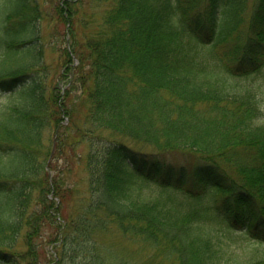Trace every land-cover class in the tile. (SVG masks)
<instances>
[{"label": "trees", "instance_id": "1", "mask_svg": "<svg viewBox=\"0 0 264 264\" xmlns=\"http://www.w3.org/2000/svg\"><path fill=\"white\" fill-rule=\"evenodd\" d=\"M249 1L116 0L91 15H78L81 0L56 2L58 18L82 35L80 63L65 52V70L84 83L81 121L74 96L47 75L39 1L8 0L0 96L13 100L0 107V264H127L95 236L112 224L134 249L151 251L149 263L264 264L240 262L210 229L264 240V106L256 92L229 86L230 76L264 71V0L247 15ZM81 140L91 196L65 214L72 188L51 175V160L66 168ZM140 184L189 198L167 206L135 192Z\"/></svg>", "mask_w": 264, "mask_h": 264}, {"label": "rangeland", "instance_id": "2", "mask_svg": "<svg viewBox=\"0 0 264 264\" xmlns=\"http://www.w3.org/2000/svg\"><path fill=\"white\" fill-rule=\"evenodd\" d=\"M41 19L39 21L40 39L42 47V55L45 62L47 75L52 80L53 85L60 90L61 93L66 91L74 99L76 109L75 115L79 114L82 121V112L86 109L85 102L78 99V95L83 92L82 87L84 83L76 81L73 71H67L65 68L66 49L74 56L75 64H79L77 54L74 53L75 44L82 35H79V26L75 27L77 22H67L65 24L60 18L56 9V2L59 0H38ZM116 1V0H115ZM114 0H81V9L78 15H91L103 12L115 3ZM8 0H0V17H4L7 11ZM253 9V1H249V7L246 11L247 15L251 14ZM26 14H31V9H25ZM96 12V13H95ZM65 65V66H64ZM229 86L236 90H252L256 92L264 106V71L262 73H253L247 76H230ZM71 100V99H70ZM69 100L68 107L73 110L71 101ZM12 101L10 91H3L0 96V107L5 106ZM63 122L68 124L71 120L69 113L64 114ZM76 121V120H75ZM73 123V121L71 122ZM71 125V124H70ZM105 133L110 134L109 130H104ZM119 138V137H115ZM89 150V142L81 140L78 142L68 155L70 160L66 168L63 167L64 159L54 156L52 162L55 168L50 171L51 175L56 177L62 183L63 187H71L72 192L70 196L73 198L74 206H70L68 201L67 207L63 208L65 214L73 211V208H84L87 203V197L91 196L90 191V175L88 169L87 155ZM183 158V155L178 153L171 154V157L177 159ZM140 196L158 199L164 205H173L178 201H186L189 198L181 191H174L172 189L161 188L153 185L140 184L134 188ZM36 196V193L34 194ZM79 210V209H78ZM101 213V212H99ZM111 229L99 231L96 238L100 242L113 244V248L117 255L122 256L127 264H156L154 260L150 263L147 261V255L151 254L148 249H134L136 244L131 242L128 238L122 236L117 229V225L112 224ZM211 233L223 243L238 260L246 263L253 257L264 256V240H256L253 238H246L240 236L237 232L227 231L222 225L210 226ZM95 238V237H94ZM48 248L51 247L47 243Z\"/></svg>", "mask_w": 264, "mask_h": 264}]
</instances>
